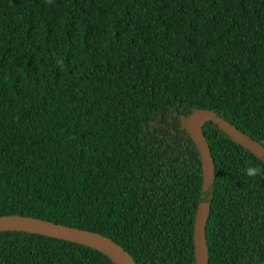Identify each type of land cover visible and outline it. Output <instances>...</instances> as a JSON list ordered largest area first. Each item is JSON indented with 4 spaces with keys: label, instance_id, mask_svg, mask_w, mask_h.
<instances>
[{
    "label": "trees",
    "instance_id": "16d2710c",
    "mask_svg": "<svg viewBox=\"0 0 264 264\" xmlns=\"http://www.w3.org/2000/svg\"><path fill=\"white\" fill-rule=\"evenodd\" d=\"M214 113L264 148V0H0V217L112 241L134 264L264 261V169L207 122L213 166L181 119ZM206 185V190L203 186ZM0 264H117L0 230Z\"/></svg>",
    "mask_w": 264,
    "mask_h": 264
},
{
    "label": "water",
    "instance_id": "95a60500",
    "mask_svg": "<svg viewBox=\"0 0 264 264\" xmlns=\"http://www.w3.org/2000/svg\"><path fill=\"white\" fill-rule=\"evenodd\" d=\"M207 122L216 124L217 128L225 133L233 143L253 154L264 165V148L260 144L248 140L243 133L232 125L221 118L215 117L214 113L207 110H194L188 116L182 118L180 124L181 128L188 132L199 152L202 179L205 183L210 184L213 178L212 159L201 133L202 126ZM206 188L207 186L204 185L203 189L206 190ZM206 211L207 205L205 203H200L197 206L194 217L192 241L195 264H207V251L204 236ZM3 229H22L60 240L79 243L103 252L116 261L117 264H134L129 254L116 243L83 230L19 215L1 216L0 230ZM259 264H264V261Z\"/></svg>",
    "mask_w": 264,
    "mask_h": 264
},
{
    "label": "clouds",
    "instance_id": "9594fccd",
    "mask_svg": "<svg viewBox=\"0 0 264 264\" xmlns=\"http://www.w3.org/2000/svg\"><path fill=\"white\" fill-rule=\"evenodd\" d=\"M245 174L250 178L262 177L264 176V169L255 166H250L245 170Z\"/></svg>",
    "mask_w": 264,
    "mask_h": 264
}]
</instances>
